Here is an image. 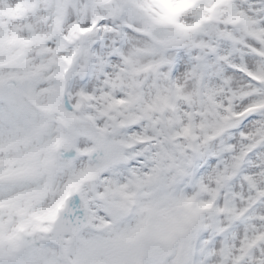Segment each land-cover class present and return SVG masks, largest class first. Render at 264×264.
I'll return each instance as SVG.
<instances>
[{"label": "clouds", "instance_id": "obj_1", "mask_svg": "<svg viewBox=\"0 0 264 264\" xmlns=\"http://www.w3.org/2000/svg\"><path fill=\"white\" fill-rule=\"evenodd\" d=\"M0 264H264V0H0Z\"/></svg>", "mask_w": 264, "mask_h": 264}]
</instances>
